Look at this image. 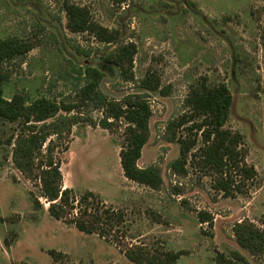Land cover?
<instances>
[{
  "label": "rangeland",
  "instance_id": "374dc122",
  "mask_svg": "<svg viewBox=\"0 0 264 264\" xmlns=\"http://www.w3.org/2000/svg\"><path fill=\"white\" fill-rule=\"evenodd\" d=\"M65 1L87 7L96 22L119 31V40L106 43L70 31ZM6 38L38 43L8 64V99L22 93L30 99L71 101L84 84L79 71L88 66L104 73L100 89L112 100L147 95L150 137L138 165H159L163 184L153 189L126 178L120 158L125 123L103 128L102 111H85L96 124L74 125L57 146L64 187L94 191L126 217L119 239L85 234L52 218L46 199L40 197L45 209L34 205L30 192L39 196L41 189L16 167L14 145H5L0 264H137L125 254L132 245L182 251L176 264H220V254L232 257L234 251L251 264H264V254L253 256L234 234L243 220L262 227L264 216V0H0V40ZM129 42L138 49L131 81L111 62L112 54ZM154 70L162 91L141 86ZM202 82L229 88L233 102L226 128L244 135L246 161L258 172L235 186L233 194L215 188L220 176L201 157L203 117L186 98ZM19 130L17 122L4 124L0 138L5 142ZM180 139L195 143L182 174L172 167L180 157ZM201 211L214 217L212 226L200 223ZM51 249L62 255L54 259Z\"/></svg>",
  "mask_w": 264,
  "mask_h": 264
},
{
  "label": "trees",
  "instance_id": "16d2710c",
  "mask_svg": "<svg viewBox=\"0 0 264 264\" xmlns=\"http://www.w3.org/2000/svg\"><path fill=\"white\" fill-rule=\"evenodd\" d=\"M67 27L74 33H88L98 40L114 43L119 40V31L102 26L92 17L91 11L71 1L64 2ZM44 30V27H39ZM39 42V41H38ZM38 43L20 38L0 40V126L18 123L20 130L13 133L5 142L0 138V168L7 160L3 154L4 146H12L13 161L28 179L35 182L41 194L30 192L34 205L45 209L40 197L49 202L47 211L56 220H64L85 234H98L104 238L119 239L118 233L126 222L123 211L108 206L101 195L87 190L77 192L64 187L60 161L57 159V146L66 140L76 124L88 122L96 124L87 110L102 111L99 125L111 129L116 122H124L123 144L120 152L121 166L129 180L160 189L163 184L161 167L151 164L145 168L138 165L142 149L150 137L151 105L144 93L129 94L121 101L110 99L101 89L104 73L88 66L79 73L84 84L71 101H57L45 96L30 99L22 93H15L11 99L5 97L4 85L9 79L8 64L16 58L25 56ZM134 42L121 45L111 56L125 80L134 79V61L137 53ZM147 90H161L162 81L157 71H149L141 80ZM188 106L203 117L199 124L205 147L201 157L207 167L220 176L215 188L233 194V188L243 180H253L258 172L246 161L247 147L244 135L229 128L232 94L226 84L210 85L206 82L193 85L186 98ZM180 157L172 167L179 173L187 172L186 164L193 142L183 139ZM189 143V144H188ZM200 223L212 226L214 217L201 211ZM236 240L241 247L253 256L264 254V216L262 227L250 220H243L234 227ZM49 254L58 259L62 255L54 249ZM129 260L137 264H176L182 251L148 250L144 246L132 245L125 250ZM220 264H251L239 251L232 257L218 256Z\"/></svg>",
  "mask_w": 264,
  "mask_h": 264
}]
</instances>
